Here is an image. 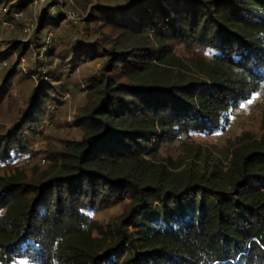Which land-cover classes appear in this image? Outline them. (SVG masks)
Returning <instances> with one entry per match:
<instances>
[{
  "label": "trees",
  "instance_id": "trees-1",
  "mask_svg": "<svg viewBox=\"0 0 264 264\" xmlns=\"http://www.w3.org/2000/svg\"><path fill=\"white\" fill-rule=\"evenodd\" d=\"M98 3L78 26L69 0H0L2 24L15 28L0 45V102L28 89L0 135V264H203L198 240L220 264H264V118L259 136L230 143L227 164L189 144L184 157L161 156L164 145L225 131L264 84V0ZM50 33L45 59L58 69L44 75L49 62L32 54ZM181 46L211 59L186 62ZM98 61L86 86L70 82ZM66 91L85 96L74 124H61L81 138L48 146L44 170L24 169ZM106 205L124 211L104 223Z\"/></svg>",
  "mask_w": 264,
  "mask_h": 264
},
{
  "label": "rangeland",
  "instance_id": "rangeland-1",
  "mask_svg": "<svg viewBox=\"0 0 264 264\" xmlns=\"http://www.w3.org/2000/svg\"><path fill=\"white\" fill-rule=\"evenodd\" d=\"M75 10H66L68 15L77 14L80 19L78 21H74V25L82 26L81 18L83 19L86 14H88L94 6L98 5V2L104 0H69ZM41 4L34 3V8L32 12V18H28L26 21L27 28L31 29V33L23 34L22 39L26 42L30 41L33 37L34 31L36 30V21L39 16ZM54 11V12H53ZM57 9H52V15L56 13ZM79 13V14H78ZM2 15H0V45L7 40V38L12 37L14 34V29L9 24H2ZM4 21V19H3ZM77 23V24H76ZM34 26V29H33ZM69 26H65L63 29H69ZM58 33H50L48 37H46L47 45L40 53H33L34 59H40L46 61L45 53L49 44L53 43V36H57ZM0 46V47H1ZM177 55L185 60L186 62H190L195 59H205L206 61L211 59V55L208 54L207 51L201 49L198 46L193 48L181 46L177 50ZM34 61V60H33ZM58 60L55 59L52 63V68L54 70L58 69ZM29 59H22V66L25 68L27 64H29ZM49 62V61H46ZM50 62L47 65H44V75L48 74V70L50 67ZM101 62H95L87 66V68H80L76 70L75 78H71L70 82H75L76 77L78 82L82 83L81 86L85 82L84 79L89 76L90 73L96 71L97 68H100ZM8 68L7 64L0 63V84L2 81V75L5 70ZM46 72V73H45ZM48 79L45 77V83H47ZM39 84V82H38ZM74 84V83H72ZM77 86V84H76ZM75 87H71L70 90H73ZM28 89L24 86V89H18L14 96L12 97V101L8 102V99L0 102V135L3 133L7 135L9 130H11L13 124L15 123L16 116L19 117L23 114L26 108V100L25 97L28 95ZM4 94H2L3 96ZM64 100L66 103L61 106V109L55 112L54 116L51 119L46 118L43 122L44 127H42L41 131L36 134L35 145L32 148V152L34 153V159L24 162L23 168L26 170H31L33 167H38L41 170H44L48 166V161H46L45 152L50 150L48 146H52L55 148H60L61 140L64 138H68L70 140H79L80 134L75 128L64 127L61 124L67 122L70 125H73L75 122V117L78 114L80 106L83 104L85 96L74 94L73 91H66L64 93ZM252 103L249 104L248 101L244 102L240 108L234 110L231 114V122L230 125L226 128L225 131L220 132L218 134L213 135H201L195 134L189 138L184 140L185 143L181 141H177L175 143H170L164 145L161 150V156L164 158H173L174 160L179 159L180 157H184L188 152L186 150V145H191L190 147L199 148L203 153L207 151L214 156L221 158L224 163L227 164V160L225 159V154L227 152L228 146L232 142H236L237 139L242 138L244 135L248 137H255L261 134L262 128V120L264 118V84L252 95L251 99ZM19 115V116H18ZM55 120H57L58 125L55 126ZM53 125H52V124ZM62 128V130H59ZM65 132V133H64ZM64 133L63 138L60 134ZM124 211V207L109 205L102 209L101 212L97 215L98 220L104 223H108L112 221L117 216H120ZM195 258L198 261H201L203 264H220L217 260H215L211 254L206 251L205 245L203 241L198 240L196 242V253Z\"/></svg>",
  "mask_w": 264,
  "mask_h": 264
},
{
  "label": "built area",
  "instance_id": "built-area-1",
  "mask_svg": "<svg viewBox=\"0 0 264 264\" xmlns=\"http://www.w3.org/2000/svg\"><path fill=\"white\" fill-rule=\"evenodd\" d=\"M35 3L36 4H38V1H35ZM54 12V11H53ZM69 18L71 19V20H73V21H78L79 19H80V17L79 16H77V14H71V15H69ZM5 24H7V23H5ZM33 29H34V26H33ZM31 29H29V28H27V26H26V32L27 33H31Z\"/></svg>",
  "mask_w": 264,
  "mask_h": 264
},
{
  "label": "snow or ice",
  "instance_id": "snow-or-ice-1",
  "mask_svg": "<svg viewBox=\"0 0 264 264\" xmlns=\"http://www.w3.org/2000/svg\"><path fill=\"white\" fill-rule=\"evenodd\" d=\"M248 103L251 104L252 103V100H249Z\"/></svg>",
  "mask_w": 264,
  "mask_h": 264
}]
</instances>
